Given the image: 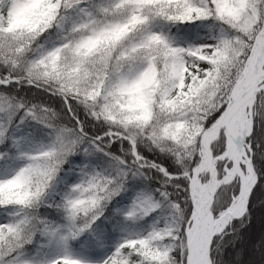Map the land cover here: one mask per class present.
Instances as JSON below:
<instances>
[{"label": "snow or ice", "instance_id": "6c2138e0", "mask_svg": "<svg viewBox=\"0 0 264 264\" xmlns=\"http://www.w3.org/2000/svg\"><path fill=\"white\" fill-rule=\"evenodd\" d=\"M0 264H264V0H0Z\"/></svg>", "mask_w": 264, "mask_h": 264}, {"label": "rangeland", "instance_id": "374dc122", "mask_svg": "<svg viewBox=\"0 0 264 264\" xmlns=\"http://www.w3.org/2000/svg\"><path fill=\"white\" fill-rule=\"evenodd\" d=\"M259 213H257V223L255 224L254 228L258 231L259 230Z\"/></svg>", "mask_w": 264, "mask_h": 264}]
</instances>
